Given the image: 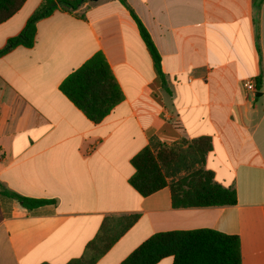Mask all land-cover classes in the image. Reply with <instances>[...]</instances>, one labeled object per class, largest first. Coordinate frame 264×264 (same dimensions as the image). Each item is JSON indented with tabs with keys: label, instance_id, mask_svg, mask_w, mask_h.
<instances>
[{
	"label": "crops",
	"instance_id": "0c3cea01",
	"mask_svg": "<svg viewBox=\"0 0 264 264\" xmlns=\"http://www.w3.org/2000/svg\"><path fill=\"white\" fill-rule=\"evenodd\" d=\"M42 1L0 24V50ZM128 8L161 55L164 82ZM98 53L123 100L96 124L60 85ZM201 137L212 141L205 169L236 191L235 205L176 208L170 186L148 197L131 186L132 159L153 138ZM0 190L50 202L30 210L0 193V264H68L105 219L126 216L137 222L96 264H121L158 233L203 229L238 236L242 264H264V3L88 0L39 21L32 47L0 57Z\"/></svg>",
	"mask_w": 264,
	"mask_h": 264
},
{
	"label": "trees",
	"instance_id": "16d2710c",
	"mask_svg": "<svg viewBox=\"0 0 264 264\" xmlns=\"http://www.w3.org/2000/svg\"><path fill=\"white\" fill-rule=\"evenodd\" d=\"M26 1L0 0V24L16 14ZM87 1L43 0L24 30L0 50V57L18 46L32 47L39 21L59 10L74 12ZM121 1L126 5V0ZM254 2L259 10L264 0ZM128 9L151 55L157 76L164 82L161 55L145 25L134 11ZM60 90L96 124L102 122L123 100L122 90L102 53L94 55L70 74L60 85ZM211 150L212 141L208 137L191 141L184 139L171 146L162 145L153 138L150 146L132 159L135 174L130 184L143 197L170 186L176 208L235 205L236 191L217 183L213 172L205 169ZM0 193L14 197L30 210L50 203L29 199L9 190H0ZM137 219V216L105 219L96 238L87 245L86 254L68 264H96ZM167 257L174 258L173 264H242L241 240L238 236L209 229L162 232L150 237L121 264H158Z\"/></svg>",
	"mask_w": 264,
	"mask_h": 264
},
{
	"label": "built area",
	"instance_id": "2783aa9c",
	"mask_svg": "<svg viewBox=\"0 0 264 264\" xmlns=\"http://www.w3.org/2000/svg\"><path fill=\"white\" fill-rule=\"evenodd\" d=\"M245 90L251 94H256L257 88L255 83L252 80H246L243 82Z\"/></svg>",
	"mask_w": 264,
	"mask_h": 264
},
{
	"label": "water",
	"instance_id": "95a60500",
	"mask_svg": "<svg viewBox=\"0 0 264 264\" xmlns=\"http://www.w3.org/2000/svg\"><path fill=\"white\" fill-rule=\"evenodd\" d=\"M91 1H93V2H97V1H99V0H91Z\"/></svg>",
	"mask_w": 264,
	"mask_h": 264
}]
</instances>
